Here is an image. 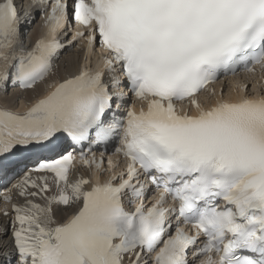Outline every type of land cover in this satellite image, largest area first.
Segmentation results:
<instances>
[{"label": "snow or ice", "instance_id": "snow-or-ice-1", "mask_svg": "<svg viewBox=\"0 0 264 264\" xmlns=\"http://www.w3.org/2000/svg\"><path fill=\"white\" fill-rule=\"evenodd\" d=\"M31 9L46 31L15 57L21 16L0 0V60L14 69L0 85L35 91L73 20L86 31L67 43L91 54L99 39L105 55L24 113L0 107V178L21 177L0 192L12 238L0 264H264V95L198 99L221 75H264V0H31L27 23ZM125 88L147 107L120 112ZM113 142L126 165L102 179L94 149Z\"/></svg>", "mask_w": 264, "mask_h": 264}, {"label": "bare ground", "instance_id": "bare-ground-1", "mask_svg": "<svg viewBox=\"0 0 264 264\" xmlns=\"http://www.w3.org/2000/svg\"><path fill=\"white\" fill-rule=\"evenodd\" d=\"M39 28V20L36 19L35 22L32 24L31 29L29 30V36L30 39L33 38L34 34L37 32ZM24 34H21L23 36ZM26 34L25 40L29 37ZM22 38V37H21ZM23 39V38H22ZM10 55H13L9 53ZM82 58V52L81 49L78 47H72L69 49H66L62 54H60L59 58L55 60L54 66H53V74L50 75L45 82L40 83L36 86L35 91L32 89H24V90H11L10 93H4L6 86L5 85H0V104H3L7 107H15L17 105V99L20 97L24 101H28L32 99L34 96L39 95L48 85L54 80L57 79H63L65 77H68L72 75L78 68V63L80 62ZM5 67V62L3 60H0V72L4 69ZM262 79L261 78H255L253 80V84L251 85V89H253L256 86V83H261ZM233 84L237 83L236 79L232 80ZM223 91L228 95V97L234 99L236 98V94H228L230 91V87H224ZM21 105L17 107L19 109ZM81 174H84L87 176V171L83 169L80 171ZM21 177L18 175L17 178L8 185V188L12 187V184L16 183L17 180H19ZM73 178H75V174L73 175ZM12 196H13V202H18V203H23V198L19 197L16 193V190H12ZM39 202V201H38ZM4 207V205H3ZM2 207V208H3ZM10 208V206H9ZM74 208H68L64 212V216L61 217L60 213H57L58 219H66L68 214L73 210ZM5 221V217L3 216L2 213H0V224ZM2 226V225H1ZM12 244V238H11V229L9 228L8 230V235L7 236H0V247L2 246H11Z\"/></svg>", "mask_w": 264, "mask_h": 264}]
</instances>
